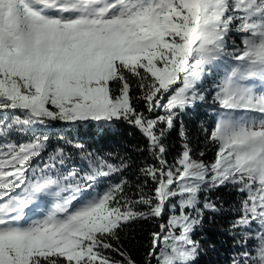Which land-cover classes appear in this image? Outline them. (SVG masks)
Returning <instances> with one entry per match:
<instances>
[{
  "label": "snow or ice",
  "instance_id": "obj_1",
  "mask_svg": "<svg viewBox=\"0 0 264 264\" xmlns=\"http://www.w3.org/2000/svg\"><path fill=\"white\" fill-rule=\"evenodd\" d=\"M221 66L208 92L205 78ZM207 95L218 109L204 130L215 159L198 158L181 131L186 142L169 163L159 125L172 129ZM55 121L138 128L159 165L139 171L155 187L130 199L121 178L94 193L128 165L89 159L84 175L64 174L63 147L34 166L47 137L8 141L0 145V264H138L121 233L165 216L148 264H197L193 237L204 210H217L202 197L228 185L244 196L232 227L248 234L232 264H264V0H0V139Z\"/></svg>",
  "mask_w": 264,
  "mask_h": 264
},
{
  "label": "trees",
  "instance_id": "obj_2",
  "mask_svg": "<svg viewBox=\"0 0 264 264\" xmlns=\"http://www.w3.org/2000/svg\"><path fill=\"white\" fill-rule=\"evenodd\" d=\"M239 39L235 36L229 37V44ZM230 50V49H229ZM223 76V66L217 71L213 69V74L206 77L204 88L212 92L215 84ZM133 93L139 95V91L134 89ZM141 110L144 105L141 102ZM217 107L214 106L212 95H207L203 102L188 107L178 113L172 129L161 124L159 127L165 131L164 143L168 148L166 159L171 163L173 158L182 151V145L186 142L180 135L181 131L187 134V142L194 149L196 156L203 152V159L212 162L215 159L216 145L209 141L207 133L211 130L217 117ZM147 114V113H146ZM159 114L163 115V112ZM155 115V113H153ZM47 137L46 150L41 157L36 158L35 165H42L47 161L48 156L57 148L63 147L68 154L65 165L58 170L64 174L73 168L82 176L89 171V159H104L108 163L120 164L124 162L128 167L122 173H116L108 178H101L94 189V193H102L109 184L118 182L121 178L129 181L126 189L130 199H136L143 194L150 195L154 189V183L148 179L144 183L145 177L139 171L142 167L156 164L158 162L152 157L148 150V141L141 131L128 124L119 122L101 127L99 123H64L55 121L47 126H39L33 132L13 133L11 136L0 139V145L11 141L14 143H26L35 137ZM82 145L83 148L77 147ZM139 185L140 187H136ZM216 203L217 210H204L203 222L196 229L193 237L201 244L200 254L197 257V264H232L233 258L245 250L241 244L242 237L247 239L244 229H234L232 227L244 196L231 185L213 188L207 191L202 197ZM139 210L146 211V206L137 205ZM170 214V213H169ZM163 219H148L131 223L121 233L123 247L131 252L138 264H148V252L151 247V233L159 231L158 224L164 223ZM255 228V225H253ZM114 255V253H109ZM152 264H155L153 261Z\"/></svg>",
  "mask_w": 264,
  "mask_h": 264
}]
</instances>
